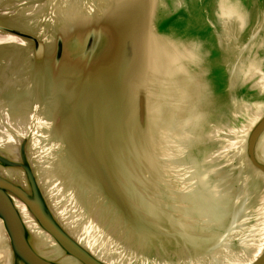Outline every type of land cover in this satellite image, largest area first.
I'll list each match as a JSON object with an SVG mask.
<instances>
[{"label":"water","instance_id":"95a60500","mask_svg":"<svg viewBox=\"0 0 264 264\" xmlns=\"http://www.w3.org/2000/svg\"><path fill=\"white\" fill-rule=\"evenodd\" d=\"M72 1L0 0V36L19 39L0 41V135L5 136L7 131L14 135L12 140H6L8 144L0 140V227L5 249L0 251V264H117L112 256H102L93 247L99 239L94 235L101 228L94 225L95 217L84 227L70 226L62 220L55 205L61 191L57 180L63 182V190L77 188L82 201L86 199V189L105 195L108 204L121 212L122 223L132 231H155L156 222L149 217L162 209L158 156L175 155L182 139L180 131L193 120L191 106L193 109L199 90L188 82L189 77L182 88L179 56L166 50L154 36L157 0H76L84 22L70 26L75 9ZM235 7L222 5V14L231 19L226 22V42L235 40L236 27L242 28L246 22ZM201 15L206 16L205 12ZM201 19L198 1L188 0L187 7L161 17L158 32L207 40L204 47L210 48L207 63L211 86L217 85L216 92L224 99L227 76L221 60L226 53L218 49L215 35L209 34L213 27L202 25ZM261 71L259 62H254L241 79H253ZM150 81L156 83L154 87L165 85L169 102L170 98L175 101L170 106L172 121L160 139L146 123L148 111L156 116L161 113L155 92L152 96L156 104H147ZM258 84L264 89V75ZM221 101L212 98L204 102L209 116ZM36 108L44 117V127L36 131L26 125L21 127V121L27 123ZM21 128L28 133H20ZM125 132L126 136L121 135ZM133 132H138L135 137L146 156L141 171L145 190L141 196L116 176L112 166L117 157L131 160L123 144L128 143ZM244 132L238 144L245 167L258 184L264 185V161L259 156L264 113L252 110ZM164 143L169 145L164 147ZM56 150L62 155L52 161L48 154L55 156ZM219 194L208 200H191V209L203 218H216L221 211L213 203H222L223 194ZM179 198L180 203L173 202L169 212L171 224L176 227L177 223L181 237L195 246L196 238L189 229L197 218L183 202L187 197ZM16 201L26 206L40 230L56 244L59 257L52 255V242L28 228ZM175 215L179 218L175 219ZM114 226L117 225H112V230ZM127 231H123L125 235ZM249 250L227 257L226 263L218 261L264 264V237Z\"/></svg>","mask_w":264,"mask_h":264},{"label":"rangeland","instance_id":"374dc122","mask_svg":"<svg viewBox=\"0 0 264 264\" xmlns=\"http://www.w3.org/2000/svg\"><path fill=\"white\" fill-rule=\"evenodd\" d=\"M187 1L157 0L153 16L154 36L166 50L179 56L182 88L186 87V78L189 77L188 82L199 90L193 99V109L191 106L192 123L180 131L182 139L175 155L158 156L162 209L161 213L149 217L156 222L155 231H132L122 223L121 212L108 204L105 195L86 189V199L82 201L77 188L63 190V182L57 180L61 191L55 205L62 220L70 226L84 227L95 217L94 225L101 228L100 233L98 231L94 235L99 239L93 247L102 256H112V261L117 264H221L218 260L226 263L227 257L243 255L250 251L249 248H256V243L264 237V185L258 184L252 172L245 167L244 153L240 152L238 144L250 123L252 110L264 113V89L258 84L264 75V0H207L206 4L205 0H196L201 24L213 27L209 34L215 35L218 49L226 53V58L221 60L227 76V95L224 99L219 98L221 93L216 92L217 85L211 86L207 63L210 48L204 47L207 40L199 36L182 37L158 32L161 17L187 7ZM222 5L227 8L235 5L246 20L242 28L236 27L235 40L229 42L225 41L228 39L225 30L229 18L222 14ZM203 12L206 16L201 15ZM186 55L192 57L188 59ZM254 62H259L262 71L253 79L242 80L244 72ZM236 77L238 81H235ZM155 84L154 81L149 82L147 104L148 101L151 105L156 104L152 96L155 92L161 102V113L156 116L155 112L148 111L146 123L148 130L155 131L156 138L160 139L172 121L170 106L175 101L170 98L169 102L165 85L154 87ZM212 98L222 101L220 106L210 110L212 116H209L203 105ZM48 155L54 161L62 153L56 150L55 156ZM79 188L84 190L85 186L79 185ZM220 192L223 194V197L220 196L222 203H213L221 211L216 218H203L191 209V200H208L213 194L220 195ZM185 196L187 200L183 199V202L190 206L191 214L197 218L189 229L196 238L195 246L181 237L177 231L180 226L177 223L176 227L172 226L170 220L173 218L169 214L173 202L180 203L179 197ZM210 215L215 216L216 213L211 212ZM112 225L117 226L112 230ZM124 230H128L126 235Z\"/></svg>","mask_w":264,"mask_h":264},{"label":"bare ground","instance_id":"6f19581e","mask_svg":"<svg viewBox=\"0 0 264 264\" xmlns=\"http://www.w3.org/2000/svg\"><path fill=\"white\" fill-rule=\"evenodd\" d=\"M73 4L72 6L75 8L72 10V16H71V21L68 22V24L70 26H77L79 24H82L84 21L81 19L82 15L80 13L79 10V3L76 0L72 1ZM14 40H19L18 37L12 36V35H2L0 36V41L3 42H11ZM81 97V96H80ZM8 120H11V118H7ZM13 124V122H12ZM46 124V122L44 121V117H42L40 115V112L37 111V108L30 113V118L29 121L26 123V121H21L20 126L21 127H25L24 125H26L27 127L25 128H32L33 130H38L40 127H44V125ZM14 125V124H13ZM19 132L24 134H27L28 131L25 130L24 128L19 129ZM5 136L0 135V140H2V142L5 141L4 144H8L9 142L6 140H12L14 138V135L12 133H8V131L6 133H4ZM127 132H125L124 134L121 133V135L126 136ZM138 132H133L131 135V138L128 140L127 144H123V147L128 150L130 152V156H131V160L130 161H124L121 158L117 157L114 158V164L112 166H114V172L116 174V176L123 181V183L127 186V187H133L136 191V193L141 196L144 193L145 187L142 184V180H141V171L143 168L144 163H146V156L143 153V148L140 147L141 144H139V139L137 136ZM122 143L125 142V138L121 139ZM259 156L260 158L264 161V135L261 138L260 141V146H259ZM43 175V174H42ZM45 175H43V177H45ZM47 177V176H46ZM17 207L19 208L22 216L24 217L25 223L28 226V228L33 231L34 233L43 235L46 237V239L50 242H52L53 244V248L52 251V255L55 256L56 258L59 257L61 254L59 252V248L56 246V244L52 241V239L46 235L42 230H40L38 224L36 223L35 219L33 218V216L30 214V212L28 211V209L26 208V206L19 202L16 201ZM1 227H0V251L5 252V249L3 248V243L4 240L2 238V231H1ZM262 250V249H261ZM260 250V251H261ZM259 251V252H260ZM250 262H245L242 264H249Z\"/></svg>","mask_w":264,"mask_h":264}]
</instances>
